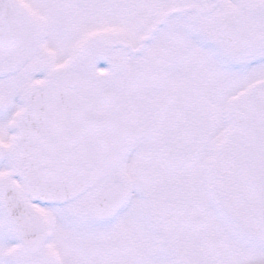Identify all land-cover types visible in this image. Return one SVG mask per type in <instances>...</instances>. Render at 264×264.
<instances>
[{
  "label": "snow or ice",
  "instance_id": "obj_1",
  "mask_svg": "<svg viewBox=\"0 0 264 264\" xmlns=\"http://www.w3.org/2000/svg\"><path fill=\"white\" fill-rule=\"evenodd\" d=\"M0 264H264V0H0Z\"/></svg>",
  "mask_w": 264,
  "mask_h": 264
}]
</instances>
